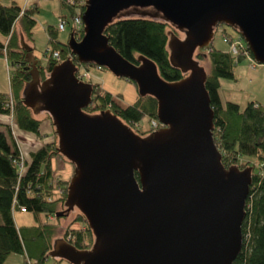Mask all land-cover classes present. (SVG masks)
Segmentation results:
<instances>
[{
    "label": "water",
    "instance_id": "obj_1",
    "mask_svg": "<svg viewBox=\"0 0 264 264\" xmlns=\"http://www.w3.org/2000/svg\"><path fill=\"white\" fill-rule=\"evenodd\" d=\"M130 14L162 18L183 33L170 32L166 42L180 78L167 80L150 58L134 63L108 43L105 25ZM81 20V36L71 31L65 41L76 62L103 66L152 95L161 125L140 135L109 108L84 111L92 85L75 76L77 64L66 57L39 79L20 39L30 67L21 99L33 113L47 112L56 150L72 164L64 209L54 215L76 207L93 235L83 249L56 236L48 256L69 264H231L252 166L222 164L206 72L193 51L225 24L264 63V0H84Z\"/></svg>",
    "mask_w": 264,
    "mask_h": 264
},
{
    "label": "trees",
    "instance_id": "obj_2",
    "mask_svg": "<svg viewBox=\"0 0 264 264\" xmlns=\"http://www.w3.org/2000/svg\"><path fill=\"white\" fill-rule=\"evenodd\" d=\"M62 4L71 15V6L64 0ZM79 5L83 9V4ZM33 24L31 8L22 9L14 1L7 4L0 1V55L8 60V90L0 91V113L10 114L13 121L12 125L3 123L0 127V264L10 253H22L28 264H40L47 258L52 262H62L58 257L48 256L54 237L62 236L78 249L88 247L93 237L83 214L76 207L61 215H54V212L64 209L68 181L67 178L56 176L52 167L51 159L54 156H61L68 161L56 150L55 134L53 140L42 142L30 150L27 159L21 155L14 138L13 125L38 132L40 121L49 118L44 110L33 113L21 99L24 83L30 79V67L24 59L26 50L21 46L20 39L32 52L30 38ZM71 31L76 38L82 34L81 27L69 28L68 34ZM170 32L183 35L162 18L138 14L116 17L103 29L108 43L126 59L136 63V57L144 55L155 63L162 77L174 80L183 73L171 66L168 60L166 42ZM223 34L228 44L239 41L235 52L229 48H216L210 42L204 47H197L193 51V59L200 64H208V68H204V86L213 111L211 134L221 153L222 164L252 166L244 205L245 215L241 223V246L231 264H264V107L255 99L241 106L235 101H222L219 98V79L234 78V67L245 57L244 50L251 56L238 32L236 39L227 33ZM47 35L49 44L43 52L44 63L40 64L34 56L39 79L46 75L54 63L66 57L78 64L67 45L56 39L55 30L49 26ZM52 51L58 53L57 58L51 55ZM88 64L82 63L85 68ZM90 83L92 98L83 107L84 111L94 113L109 108L134 132L144 135L151 130L149 121L156 119V100L152 95L136 94L131 103L122 104L117 96ZM143 118H147L145 125L141 123ZM16 208L32 212L37 221L17 225L12 215ZM72 214L73 217L63 221ZM59 227L62 230L60 235Z\"/></svg>",
    "mask_w": 264,
    "mask_h": 264
},
{
    "label": "rangeland",
    "instance_id": "obj_3",
    "mask_svg": "<svg viewBox=\"0 0 264 264\" xmlns=\"http://www.w3.org/2000/svg\"><path fill=\"white\" fill-rule=\"evenodd\" d=\"M0 1L3 4L9 3L8 0ZM38 11L43 13V9L38 8ZM34 13L33 17L36 18L35 16L37 13ZM64 14L67 20H70V14L66 8H64ZM32 31V53L33 55L35 54L39 62L43 64L45 61L43 51L45 50L46 43H48L47 37L44 33V29L39 23H37V21L32 27ZM68 32L69 24H65L62 30H57V39L64 43L67 40ZM223 33L229 34L233 39L237 38V32L232 27L225 24H218L214 30L211 40L212 44L216 48L225 49L229 47V44L226 42ZM179 36H182V34H179ZM201 64L205 69L208 68L207 62H201ZM83 68L85 67L81 66L80 70H83ZM86 68L90 82L97 84L101 89L109 91L112 95L117 96L122 104H129L134 100L137 94L134 83L130 82L124 77L115 76L103 66L88 64ZM7 77V65L1 61L0 90L7 88ZM221 81L219 95L222 101L232 100L243 106L250 98H254L264 107V63H258L251 60V58L244 57L234 67V78H221ZM2 116L5 117V119L8 118L6 113H0V117ZM141 123L145 125L147 123V118H143ZM13 131L19 151L22 150L24 158L26 159L28 158L30 150H34L42 142L49 141L54 138L49 118H44L40 121L38 132L19 129L15 125H13ZM241 158L245 159L249 157L241 156ZM244 159L241 160L243 161ZM51 163L56 176L69 179L72 173V164L69 161L64 160L61 156H54L51 159ZM12 215L17 225L33 224L37 221V218L32 212L21 208L14 209ZM71 216L73 217V214L65 218L66 220H62L67 221L69 218H71ZM40 217L42 218L43 215H40ZM58 232L59 235L62 233L61 227H59ZM12 255L18 254L10 253L3 264H11L10 257H12ZM46 264H49V262H46Z\"/></svg>",
    "mask_w": 264,
    "mask_h": 264
},
{
    "label": "crops",
    "instance_id": "obj_4",
    "mask_svg": "<svg viewBox=\"0 0 264 264\" xmlns=\"http://www.w3.org/2000/svg\"><path fill=\"white\" fill-rule=\"evenodd\" d=\"M8 1L9 2L14 1L22 9L31 8L32 9V17H33L34 12L37 13L35 16L36 18L33 17L34 18V24L36 23V21H37V23L40 24V26L44 29V33L47 37V40H48V35H47V27L48 26L51 27L52 29H54L55 33L57 32V30H62V29H56V24H57L58 19L62 16L66 17L64 14V8H66V7L62 4V0H8ZM38 8L43 9V13H40V11H38ZM34 24H33V26H34ZM32 34H33V31L31 28L30 42H31L32 49H33ZM67 37H68V35H67ZM56 39H57V37H56ZM57 40L61 42V40H59V39H57ZM47 46H48V43H46L45 49ZM225 49H227V48H225ZM225 49H222V50H225ZM34 56L36 57L35 54H34ZM1 61H3L5 65H8V60L5 58V56L0 55V62ZM251 68H253V67H251ZM7 82H8V77H7ZM221 82L222 81L220 78L219 79V86H218V95H219V88H220ZM6 90H8V83H7V88L0 90V91H6ZM219 98L221 99L220 95H219ZM252 99H254V98H250L249 100H252ZM7 117L8 118H6V119L3 116L0 117V127L3 125V123H9L12 125V122H13L12 116L10 114H7ZM53 135H54V133H53ZM49 141H51V140H49ZM20 152L24 158V154H23L22 150H20ZM48 219H50V218H48ZM16 254H18V255H12V257H10V260H11L10 263L11 264H14V263L15 264H28L25 262L26 257L22 253H16ZM7 256H9V254ZM7 256H6V258H7ZM6 258L4 259V261L6 260ZM49 260H50V258L44 259L43 262L40 264H46V262H49V264H65V263H60V262H52L51 260L50 261ZM4 261L2 262V264L4 263Z\"/></svg>",
    "mask_w": 264,
    "mask_h": 264
},
{
    "label": "built area",
    "instance_id": "obj_5",
    "mask_svg": "<svg viewBox=\"0 0 264 264\" xmlns=\"http://www.w3.org/2000/svg\"><path fill=\"white\" fill-rule=\"evenodd\" d=\"M64 2L68 5H70L72 8L70 20H67V18L64 16L60 17L57 21L56 28L57 29H63L65 24H69L70 28L81 27L82 26V20H81L82 9L80 8L79 4H83L84 0H64ZM238 42L239 41L235 40L229 44V49L232 52L236 51V43H238ZM244 54H246L245 55L246 57L251 58V60H253V58L247 54V50H244ZM51 55L55 58L58 57V53L56 51H52ZM75 75L79 79L88 78V73H87V70L85 68H83V70H80V68H78L76 70ZM149 123H150L149 127H151V129H154L155 127H157L159 125V122L157 121V119H150ZM19 164H20V162H19Z\"/></svg>",
    "mask_w": 264,
    "mask_h": 264
}]
</instances>
